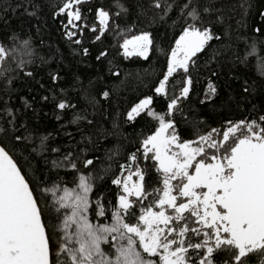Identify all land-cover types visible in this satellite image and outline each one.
<instances>
[{"label": "snow or ice", "instance_id": "6c2138e0", "mask_svg": "<svg viewBox=\"0 0 264 264\" xmlns=\"http://www.w3.org/2000/svg\"><path fill=\"white\" fill-rule=\"evenodd\" d=\"M216 3L112 0L109 7L101 3L87 8L94 16L91 23L84 12L85 0H60L54 5L53 16L66 17V23H61L70 41L81 44L86 30L93 33V40L111 33L117 55L125 58H146L157 46L154 34L145 27L134 31L138 25L167 24L175 11L173 24L178 34L174 32L169 46L161 49L166 63L151 86L153 94L138 98L125 113L127 121L134 122L141 113L154 121L147 131L138 133V146L130 142V151L116 143L105 146L103 158L94 154L99 151L97 140L127 138L117 118H112L111 128L104 125L108 115L104 103L110 108L112 99L107 86L99 93L90 91L92 81L81 87L80 95L91 106V113L87 106L75 110L72 98L49 89L57 109L75 110L72 122H83L76 144L84 146L70 143L63 153L46 143L51 133L37 136L38 129L19 120L17 110L5 101L0 108L4 113L0 116V137L4 138L0 140V264H252L253 254L264 264V111L257 112L253 106L248 116L221 117L214 124L200 118L195 131L178 130V113L191 119L184 102L198 84L193 70L199 68L202 58L206 64L222 67L218 59L222 44L213 47L210 42L220 41L229 31L218 32L213 25L214 14L217 22L224 20L223 6L218 8ZM239 6L246 7L243 0ZM9 9L15 11L0 0V12ZM129 15L134 19L129 21ZM9 39L7 44L0 40V76L17 68L33 75L26 62L17 59L21 50L31 59L30 41L16 33ZM250 51L259 56L255 41ZM88 52L84 47L83 53ZM109 54L104 48L97 60ZM260 64L264 70V58ZM115 67L113 75H119L120 67ZM50 78L53 82L61 79L58 71H52ZM12 79H6V92H11ZM241 87L248 92L247 78ZM64 92L61 88L60 93ZM217 94V84L209 78L201 102ZM155 96L164 98L166 108L156 110ZM41 99L47 101L48 97ZM30 106L26 101L25 107ZM68 136L71 142V133ZM37 138L38 147L32 143ZM29 146L30 151L25 152ZM49 150L61 154L49 162L44 155ZM31 153L43 158L46 169L50 163L51 169L59 170L57 178L47 174L41 178L39 166L31 167ZM17 154L24 155L31 174ZM102 159L107 162L97 164ZM150 170L156 172L152 182ZM68 173L73 175L71 184ZM98 185H104L105 190L93 195ZM107 191H113V196H107Z\"/></svg>", "mask_w": 264, "mask_h": 264}, {"label": "trees", "instance_id": "16d2710c", "mask_svg": "<svg viewBox=\"0 0 264 264\" xmlns=\"http://www.w3.org/2000/svg\"><path fill=\"white\" fill-rule=\"evenodd\" d=\"M243 2L246 7L241 8L239 6L241 0H217L216 7L223 6L224 20L222 23L217 22L214 14L213 25L218 32L228 28L229 35L222 36L220 41L213 40L210 43L213 47L222 44L218 55L222 67H217L215 63L206 64V58H202L199 68L193 70V77L198 80V84L194 87L190 99L184 102L185 111L191 119L182 117L179 113L176 116V119L180 121L178 130L183 133L195 131L194 126L200 118L207 120L209 124H214L220 121L221 117L248 116L253 106L257 112L264 111V70L260 64V59L264 58V16L260 15L264 12V0H243ZM3 3L11 4L15 11L9 9L0 12V40L6 44L11 43L9 37L12 33H16L20 39L30 41L31 59L29 60L24 50L17 54V59H23L33 75H26L25 71L17 68L15 72L9 71L7 76H0V108L7 101L10 107L17 110L16 115L19 120H26L38 129L37 136L42 133H51L46 143L52 147H59L63 153L68 150L67 146L70 143L75 147L84 146L82 143L76 144L80 140L78 129L83 127V122L73 123L72 118L75 110L86 106L88 112H92L87 100L80 95L81 87H88L89 81H92L93 86L90 91L99 93L105 86L112 91L111 107H108V102L104 103L105 108H108V115L104 119L105 127L111 128L112 118H117L123 132L127 134V138L121 135L97 140L99 151H95L94 154L103 158L105 146L116 143L125 146L129 151L132 150L130 142L138 146V133L142 129L147 131L154 121L143 113L134 122L127 121L125 113L138 98H142L145 94H153L150 90L151 86L157 82L166 63L161 49L169 46L174 32L178 34V29L173 24V21L177 20V13L173 11L170 14L167 24L158 22L151 26L138 25L134 31L145 27L154 34L157 46L151 48L146 58L137 55L125 58L117 55L118 48L111 33L102 36L100 40H93V33L86 30L81 37V44L77 45L70 41L64 35V25L61 23V20L66 23V17L62 14L56 18L52 14L54 5L59 4L60 0H3ZM101 3L109 7L112 5V0H85L83 7L89 23L94 20V16L87 12V8ZM127 19L131 21L134 16L129 15ZM120 22H124L123 16ZM257 28L260 32L256 31ZM253 41L256 43L259 56L250 51ZM17 46L19 47V43ZM84 47L89 49L87 54L83 53ZM104 48H108L110 54L106 58L97 60L99 52ZM230 55L235 59L230 60ZM110 60L113 61V65L109 64ZM115 65L120 67L119 75H113L116 72ZM52 71L59 72L61 77L59 81L51 80ZM213 71L219 75H213ZM7 77L13 78L9 85L10 93L5 91ZM209 78L216 82L218 94L212 100L202 103ZM244 78L248 79L250 85L247 93L243 92L241 87ZM61 88L65 90L63 94L60 93ZM49 89H54L57 95L72 98L76 103V109L61 112L55 107L52 92ZM43 96H47L48 100H42ZM22 97L24 99H21ZM241 97L245 99L241 101ZM98 98L103 100L102 97ZM26 101L30 102V107H25ZM154 107L156 110L166 108V102L162 96H155ZM0 116H4V113L0 112ZM91 118L92 116L89 115V119ZM201 127L204 125L201 124ZM68 133L72 135L71 142ZM3 139L0 137V140ZM32 143L38 147L39 139ZM30 146L24 151H30ZM61 153H52L49 150L44 155L48 156L50 162L52 157ZM17 155L20 162L25 164V170L31 174L24 155ZM31 156L34 161L31 167L39 166L37 170L41 178H44L45 174L51 179L57 178L59 170L51 169L50 163L49 168L46 169L41 156L35 153H31ZM106 162L102 159L97 161V164ZM150 171L151 175L148 179L152 182L156 179V172ZM59 174L65 175L62 172ZM72 180L73 175L68 173L67 182L71 184ZM104 183L114 190L115 186H112L109 180ZM101 190H105L104 185H98L93 195ZM113 194V191L106 192L109 197ZM261 259L259 255L251 256L253 264H261Z\"/></svg>", "mask_w": 264, "mask_h": 264}, {"label": "flooded vegetation", "instance_id": "af4514ba", "mask_svg": "<svg viewBox=\"0 0 264 264\" xmlns=\"http://www.w3.org/2000/svg\"><path fill=\"white\" fill-rule=\"evenodd\" d=\"M257 255H258V254H253L252 256H253V257H257ZM260 258H261V257H260ZM261 260H262V259H261ZM261 260H260V261H261ZM252 264H253V263H252Z\"/></svg>", "mask_w": 264, "mask_h": 264}]
</instances>
